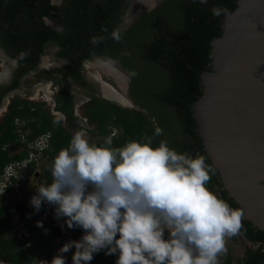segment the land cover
<instances>
[{
    "label": "flooded vegetation",
    "instance_id": "obj_1",
    "mask_svg": "<svg viewBox=\"0 0 264 264\" xmlns=\"http://www.w3.org/2000/svg\"><path fill=\"white\" fill-rule=\"evenodd\" d=\"M96 1L99 0H49L48 8H31L28 6L30 3L45 6L46 2L23 0L22 9H17L13 15L17 22L9 24L4 22L7 0H0V49L6 53V56L0 54V63H6L7 58L15 57L14 54L21 51L29 52L27 58L21 61L15 70L11 81L0 86V126L3 125V118L14 101L26 103L31 108L40 104L60 121L63 133L69 140L77 131H81L90 143L99 144L103 137L97 132L95 122L90 121V109L94 108L96 99H104L146 115L155 127L163 129L162 137L170 148L193 157L200 155L191 136L186 132L183 121L176 116L175 108L166 103L158 104L153 101V96H150L151 93L164 88V76L168 70L158 62H150L140 55L139 45L148 40V32L156 30L169 19L163 13L157 23L148 24L143 22L142 16L158 8L163 0L151 7L149 5L152 2L144 7L134 6V0H119L113 7L107 2L94 13L92 5ZM83 2H89L88 15L79 8ZM14 8L15 6L11 5L9 10ZM37 10L42 13L38 14ZM126 15L131 17L130 24L123 22ZM33 19L36 21L33 22ZM102 27H106L108 32H102ZM115 27H120L122 31L120 42L110 38V33ZM48 29L54 30L56 35L48 37ZM94 35L104 36L105 39L94 46L89 42ZM18 38L21 39L19 43L16 42ZM40 45L42 48L37 51ZM125 52L130 55H124ZM106 57H112L116 61L113 67L104 65ZM130 69L138 73L131 80L126 78ZM13 123V132L17 138L13 143H0V151L5 152L9 158L0 172V233H4L5 238L13 237V242L24 248L30 246L33 233H45L46 229L31 227L30 221H42L44 226L50 224L54 227L53 232L64 224V218L55 217L53 206L42 203L41 209L36 212L29 204L31 197L37 194L36 188L51 182L49 167L62 148L53 155L46 153L45 150L51 147L50 132H46L49 135L45 145L39 148L35 144L36 138L46 133L29 139V129L22 132L20 127L25 124V120L17 117ZM106 130H111L108 137L116 133V129L110 126H107ZM201 142L208 157L202 139ZM210 165L218 172L211 160ZM218 177L221 182L220 189L226 190L219 172ZM213 193L217 195L215 191ZM83 234L84 230H72L63 236H54L52 249L58 252L60 247L56 242L60 239L79 240ZM242 240L248 245L244 246L243 253L233 260L232 264L244 257L247 247L257 246L251 245L244 238ZM74 252L75 248L62 254L66 263L72 264L71 257ZM101 254V251L94 254L93 260L88 264H97ZM52 259L50 255L44 254L27 263L8 261L0 256V264H51Z\"/></svg>",
    "mask_w": 264,
    "mask_h": 264
},
{
    "label": "clouds",
    "instance_id": "obj_2",
    "mask_svg": "<svg viewBox=\"0 0 264 264\" xmlns=\"http://www.w3.org/2000/svg\"><path fill=\"white\" fill-rule=\"evenodd\" d=\"M208 2L193 0L200 5ZM210 11L214 17L228 14L219 5ZM123 22L130 24V15ZM110 38L120 42L121 28L115 27ZM104 39L94 35L89 42L95 46ZM0 54L6 56L3 49ZM28 55L21 51L0 63V86L11 81ZM103 63L111 68L116 61L106 57ZM137 75L130 69L126 78ZM162 134L163 129L155 127L154 135ZM49 171L51 182L36 188L30 206L39 212L47 203L69 229L84 230L79 240L58 249L51 264H66L62 254L73 247L72 264H88L101 250L117 255L115 264H219L218 256L227 251L225 238L242 227L243 210L232 208L207 187L215 169L206 157L177 152L166 141L153 147L146 137L117 148L110 136L90 143L77 131L53 158ZM36 226L43 228L42 221Z\"/></svg>",
    "mask_w": 264,
    "mask_h": 264
},
{
    "label": "trees",
    "instance_id": "obj_3",
    "mask_svg": "<svg viewBox=\"0 0 264 264\" xmlns=\"http://www.w3.org/2000/svg\"><path fill=\"white\" fill-rule=\"evenodd\" d=\"M49 0H43L45 6L28 4L31 8L50 7ZM91 1V0H87ZM114 0L96 1L92 7L94 13L98 8L104 6L105 3H111L110 6H115ZM237 0H209L207 5L193 3V0H163L162 4L149 13H144L142 19L144 23H157L161 15L165 13L169 19L162 26L149 31V38L146 42L139 45L140 55L143 59L150 62H158L161 67H164L168 72L164 76L166 84L164 88L155 93H151L153 101L162 104H170L175 108L176 116L181 119L185 125V130L191 136L193 144L200 155L206 157V163L210 165V159L202 149L201 136L196 131V120L193 116L192 104L202 94V86L200 75L203 71H210V41L222 34V16L214 17L210 9L213 6H223L228 9V13L236 7ZM23 0H7L4 18L5 23H16L13 17L17 9H22ZM11 3V4H10ZM89 2H83L80 5L83 12L88 15ZM1 5V3H0ZM14 5V10H9V7ZM164 8V9H163ZM38 14L42 11L37 10ZM106 15V13H104ZM109 15V14H107ZM36 19H33L35 22ZM48 37L56 35L54 30L48 29ZM18 38L16 42L20 41ZM41 41V39H40ZM41 45L37 51L41 50ZM18 54H14L16 57ZM154 68H157L154 66ZM19 101H14L9 106L8 112L3 118V125L0 126V143L10 141L13 143L17 135L14 134V119L19 118L25 120V124L20 125L22 132L29 129V139L50 132L51 142L50 148L45 151L53 155L60 148H66L69 144L67 135H64L60 121L51 116L46 108H42L40 104L31 108L26 103L21 104ZM90 121L95 122L96 129L104 138L108 137L111 130L107 131V126L116 129V133L112 136V146L121 147L131 140H142L150 137L153 147L158 146L161 141H164L162 135L155 136V126L151 120L140 111L129 110L115 105L104 99H96L94 108L90 109ZM15 142H18L15 140ZM18 156V155H17ZM9 160L5 152L0 151V172L3 164ZM221 182L218 177V172L211 177L207 187L210 191H215L217 196L225 200L232 208L241 209L239 204L231 198L226 190L220 189ZM38 220V219H37ZM30 226H36V221H30ZM37 227V226H36ZM43 227L49 233H33V238L30 246H17L13 242V237L5 238L4 233H0V256L5 260L12 262H27L30 263L36 256L48 254L51 257L58 255L57 251L52 249L54 244L53 237L63 236L72 230L83 231L81 228L69 229L67 226L58 228L56 232L52 230L50 224H45ZM240 235L245 240L252 244H256L255 248L247 247L244 251V257L238 259L236 264H261L264 261V230L257 229L251 225V222L242 219V227L239 230ZM235 237V236H231ZM8 240V241H7ZM15 241V240H14ZM10 244L11 246H8ZM101 257L97 259V264H115L117 255H105L104 250H101ZM219 264H232L233 260L230 255H221L218 257Z\"/></svg>",
    "mask_w": 264,
    "mask_h": 264
},
{
    "label": "water",
    "instance_id": "obj_4",
    "mask_svg": "<svg viewBox=\"0 0 264 264\" xmlns=\"http://www.w3.org/2000/svg\"><path fill=\"white\" fill-rule=\"evenodd\" d=\"M222 30L210 41L211 70L200 75L193 116L241 219L264 230V0H237Z\"/></svg>",
    "mask_w": 264,
    "mask_h": 264
},
{
    "label": "rangeland",
    "instance_id": "obj_5",
    "mask_svg": "<svg viewBox=\"0 0 264 264\" xmlns=\"http://www.w3.org/2000/svg\"><path fill=\"white\" fill-rule=\"evenodd\" d=\"M91 70L93 71L94 69H91ZM93 73H96V71L95 72L93 71ZM102 76L105 79V76L103 75V73H102ZM241 237L242 236L239 233H237L235 235V237H226L225 238V247H226L227 251H226V253L221 254V255H230L232 257V260H236V258L239 257L243 253L244 246L248 245V243L246 241L242 240ZM68 241H70V239H68V238L60 239L56 242V245L61 248L63 246V244H65ZM220 256H218V257H220ZM66 264H69V263H66Z\"/></svg>",
    "mask_w": 264,
    "mask_h": 264
},
{
    "label": "built area",
    "instance_id": "obj_6",
    "mask_svg": "<svg viewBox=\"0 0 264 264\" xmlns=\"http://www.w3.org/2000/svg\"><path fill=\"white\" fill-rule=\"evenodd\" d=\"M48 135H49V133L40 135L38 138H36L35 144L39 148H42L45 145V141H46Z\"/></svg>",
    "mask_w": 264,
    "mask_h": 264
},
{
    "label": "bare ground",
    "instance_id": "obj_7",
    "mask_svg": "<svg viewBox=\"0 0 264 264\" xmlns=\"http://www.w3.org/2000/svg\"><path fill=\"white\" fill-rule=\"evenodd\" d=\"M154 0H134V6H141L142 4H150Z\"/></svg>",
    "mask_w": 264,
    "mask_h": 264
}]
</instances>
